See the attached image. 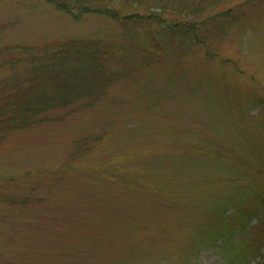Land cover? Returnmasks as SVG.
I'll return each mask as SVG.
<instances>
[{"label":"rangeland","instance_id":"1","mask_svg":"<svg viewBox=\"0 0 264 264\" xmlns=\"http://www.w3.org/2000/svg\"><path fill=\"white\" fill-rule=\"evenodd\" d=\"M247 17L217 48L216 58L196 52L143 71L115 84L92 107L9 137L0 151V197L44 199L36 210L53 209L45 218L0 222L2 256L16 264H61V257L64 264L175 263L189 231L183 220L222 198L221 189L237 174L230 160L253 163L252 147L264 137V107L244 100L264 98V6ZM103 23L94 16L76 22L41 0H0V50L89 39ZM83 140L98 142L71 159L73 145ZM128 182L139 186L124 189ZM92 189L124 203L126 211L120 215L117 206L112 218L90 217L91 227L82 224L88 241L78 259V250L70 254L69 234L58 229L108 208L103 204L109 201L92 196ZM66 192L71 205L55 209V193ZM109 225L117 236L105 240ZM8 227L19 240H10ZM190 264L223 260L210 249Z\"/></svg>","mask_w":264,"mask_h":264},{"label":"trees","instance_id":"2","mask_svg":"<svg viewBox=\"0 0 264 264\" xmlns=\"http://www.w3.org/2000/svg\"><path fill=\"white\" fill-rule=\"evenodd\" d=\"M41 1L76 22L86 16L98 17L104 22L100 27L103 29L89 39L0 50V151L12 135L61 121L72 112L92 107L106 97L115 84L129 77L186 59L196 52L216 58L217 48L247 22L252 11L264 6V0H243L239 6L232 5L236 0ZM108 23L115 27L114 32ZM232 67L237 70L235 64ZM245 99L252 107L259 104L264 107V98L256 101L257 98L245 96ZM96 142L75 143L71 159L90 152ZM252 156L253 163L241 158L231 159L237 174L229 181L232 182L229 187L221 189L222 198L200 216H188L183 220L189 231L173 264H190L201 252L210 249L219 251L223 264L264 262V137L252 147ZM79 168L82 167L74 171ZM214 183L222 184L223 181ZM77 185L75 182L74 186ZM133 185L139 186L130 182L122 186L130 190ZM92 192V196L107 199L109 203L103 205L108 208H101L103 213L97 216L83 214L73 224L70 219V224L60 225L58 229L63 228V232L69 234L70 254L73 256L78 250V259L83 256V246H80L88 241L87 230L84 232L81 225L91 227L90 217L112 218L111 212L116 213L113 208L117 206L120 215L126 211L124 203L93 189ZM68 194L55 193V209L64 210L61 204L71 205ZM44 201L23 196L0 197V222L29 215L45 218L52 214L53 207L37 211V207L45 206ZM84 206L82 209L88 211ZM136 224L134 222V227ZM109 226L102 235L105 240L117 236ZM139 228L137 230H141ZM9 233L10 240H19L16 230L9 228ZM61 242L63 239L55 240V244ZM20 258L23 260L24 256ZM13 261L0 253V264H16ZM17 264L32 263L19 261ZM61 264H64L62 257Z\"/></svg>","mask_w":264,"mask_h":264}]
</instances>
